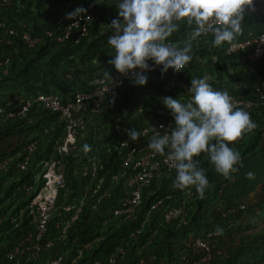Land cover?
<instances>
[{"label":"trees","instance_id":"obj_1","mask_svg":"<svg viewBox=\"0 0 264 264\" xmlns=\"http://www.w3.org/2000/svg\"><path fill=\"white\" fill-rule=\"evenodd\" d=\"M94 1L87 35L77 41L78 30H73L59 39L70 24L66 14L77 7L87 9ZM116 2L0 0V161H6L0 170V264H10L6 253L35 231L31 200L50 158L61 161L66 185L44 236L53 244L43 247L34 264H51L57 255L62 256L60 264H189L205 253L196 244L198 238L212 248L209 264H264V104L258 96L259 89L264 91V57H248L253 44L245 51H228L232 43L264 33V0H253L254 11L245 14L241 32L221 46H212L210 32L193 37L195 25L178 22L168 39L177 46L187 40L192 44V60L183 71L169 69L162 77L157 67L147 73L144 86L125 77L122 85L105 93L98 111L91 109L92 99L87 101V108L78 113L86 128L76 140V150L65 153L61 113L36 98L56 94L66 105L77 94L94 91L96 78L117 73L107 63L114 54L107 38ZM203 75L210 77L213 90L254 102L249 108L236 107L256 124L230 144L241 155L237 170L225 178L202 153L195 158L209 181L202 198L193 187L175 188V169L164 170L143 188L131 217L115 215L136 171L133 162L139 153L132 152L133 147L140 149L151 139L152 127L160 130L172 120L162 97L187 102L190 79ZM20 98L31 105L19 115L25 103ZM9 111L15 116L9 117ZM129 129L144 134L133 142ZM24 160L28 162L21 169ZM76 208L78 218L60 238L57 222L71 217Z\"/></svg>","mask_w":264,"mask_h":264},{"label":"clouds","instance_id":"obj_2","mask_svg":"<svg viewBox=\"0 0 264 264\" xmlns=\"http://www.w3.org/2000/svg\"><path fill=\"white\" fill-rule=\"evenodd\" d=\"M115 7L116 17L109 23L113 31L107 38L114 54L107 63L138 86L147 84V73L156 67L163 77L169 69L183 71L192 60L190 40L177 46L168 39L177 31L178 22L194 24L197 35L210 32L212 46L217 47L233 41L241 32L245 14L254 11L253 0H117ZM85 12L77 7L66 15L79 18ZM106 75L112 84L120 83L108 72ZM209 80L208 75L191 78L187 102L162 97L172 120L167 127L159 126L163 132L152 127L147 145L156 154L165 155L167 150V160L175 169V188L193 187L201 198L209 181L195 158L206 154L215 171L228 178L241 163V155L231 142L256 127L249 113L236 108L227 92L213 90ZM143 134L127 130L133 142Z\"/></svg>","mask_w":264,"mask_h":264},{"label":"built area","instance_id":"obj_3","mask_svg":"<svg viewBox=\"0 0 264 264\" xmlns=\"http://www.w3.org/2000/svg\"><path fill=\"white\" fill-rule=\"evenodd\" d=\"M96 2H92L89 7L86 9L85 15H81L79 18H69L70 24L68 25L63 36H59V39L68 37L73 30H78L77 41L82 37L86 36L88 33V23L91 17L92 9L94 8ZM204 32H201L202 34ZM192 36L195 37L197 34L195 31L192 32ZM26 40L30 45L34 44V39H31L27 34L25 35ZM253 44V50L250 51L248 57L251 60L257 61L264 57V33L259 35L254 40L250 41H241L234 42L230 45L228 51H245L247 47ZM157 68V67H156ZM154 68V69H156ZM113 81H119V84H112V81L108 78H96V89L94 91L82 92L76 95L75 99L66 105H62L59 99V96L56 94H39L36 100L44 103L45 107L53 110L59 111L61 117L65 121V129L63 134V144L61 145V151L68 152L70 150H76L77 143L80 132L86 128L85 119L80 116L78 113L84 111L87 106L86 103L90 99L93 100L91 109L93 111H98L100 108V101L102 100L105 93L114 90L123 83L125 76L116 73L111 77ZM229 95V94H228ZM232 98V102L235 107L244 106L245 108L251 107L254 102L251 100H246L239 98L237 96L229 95ZM259 103L264 104V91L261 89L258 90ZM25 100L20 98L19 102L22 103ZM31 105L30 100H26L22 108L17 114L25 113ZM2 112L0 108V113ZM14 111H9L8 116H15ZM170 114V112H169ZM165 127L168 124H161ZM161 132L163 129L160 128ZM58 143V140L56 141ZM140 144V140H138ZM148 142L143 143L142 147L138 149L136 146L133 147L132 152H138L139 155L134 159L135 174L129 182L130 193L122 201V204L114 210L115 215H122L125 218L131 217L136 210L138 203L141 200L142 190L148 185L156 176L161 175L164 170L171 171L174 167L171 166V163L167 160V150L165 155L161 157L159 154L154 153L148 148ZM29 150H33V144L29 145ZM130 159H127V162H130ZM27 160H24L20 163V168L25 169L27 165ZM6 166V161H0V170ZM42 182L36 186V192L31 200V204L34 206L35 216L34 222L36 228L34 232H30L28 235L19 240V242L6 253V257L10 260V264H26L31 261H36L39 253L42 251L43 247L49 248L52 246L53 241L47 239L44 241V236L48 232V226L50 223V218L52 212L55 208L56 201L60 189L64 188L66 185L65 175L62 169L61 161L59 159L50 158L45 166V170L42 173ZM32 190V187L27 188L29 193ZM80 208H76L74 214L69 218L62 219L60 222H57V227L59 229V237L65 238L68 228L71 223L78 218ZM212 235L211 233L208 235ZM44 241V245L42 242ZM197 246L204 249L205 253L202 256H199L197 259L190 261L189 264H209V261L212 258V248L208 241L198 238L196 240ZM118 252L122 255L124 251L122 248L118 249ZM62 256L57 255L51 260V264H60V259Z\"/></svg>","mask_w":264,"mask_h":264},{"label":"crops","instance_id":"obj_4","mask_svg":"<svg viewBox=\"0 0 264 264\" xmlns=\"http://www.w3.org/2000/svg\"><path fill=\"white\" fill-rule=\"evenodd\" d=\"M26 264H34V262H33V261H31V262H28V263H26Z\"/></svg>","mask_w":264,"mask_h":264},{"label":"rangeland","instance_id":"obj_5","mask_svg":"<svg viewBox=\"0 0 264 264\" xmlns=\"http://www.w3.org/2000/svg\"><path fill=\"white\" fill-rule=\"evenodd\" d=\"M146 93V92H145Z\"/></svg>","mask_w":264,"mask_h":264}]
</instances>
